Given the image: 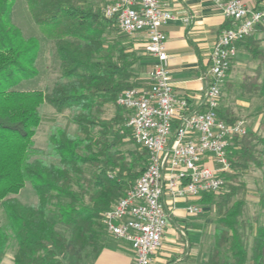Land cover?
<instances>
[{"label": "trees", "instance_id": "16d2710c", "mask_svg": "<svg viewBox=\"0 0 264 264\" xmlns=\"http://www.w3.org/2000/svg\"><path fill=\"white\" fill-rule=\"evenodd\" d=\"M26 1L35 23L54 44L59 75L44 91L18 89L39 75L40 43L13 24L16 0H0V214L5 220L3 225L0 216V264L12 243L14 264H80L83 252H99L101 233L106 231L103 215L146 169L145 150L131 153L128 159L120 149L129 133L134 142L131 128L114 130L122 121V110L130 114L117 104L118 96L146 86L137 81L134 71L140 57L121 41L107 44V33L119 29L89 0ZM231 24L226 21L223 29ZM257 32H264V25H257L250 37L237 44L238 51H246L257 63L239 89L242 95L264 99V40ZM44 105L60 115L71 114L77 134L54 128L47 149H40L34 138ZM108 105L118 113L109 122L101 119ZM218 114L228 124L240 120L222 101ZM228 158L231 171L223 175L222 191L192 201L218 213L206 264H264V223L257 219L250 226L241 198L244 179L255 166L263 174L260 203L264 207V123L260 133L248 130L233 136ZM27 184L38 196L35 206L17 197Z\"/></svg>", "mask_w": 264, "mask_h": 264}, {"label": "built area", "instance_id": "2783aa9c", "mask_svg": "<svg viewBox=\"0 0 264 264\" xmlns=\"http://www.w3.org/2000/svg\"><path fill=\"white\" fill-rule=\"evenodd\" d=\"M209 1L232 24L223 29L211 53L203 78L207 83L203 111L194 110L187 99L176 95L164 30L175 17L165 0H115L102 10L122 34L145 33V51L154 59L149 86L126 90L117 99L130 113L134 143L147 152V166L101 221L107 233L131 246L133 264H152L162 247L169 219L163 197L168 195L175 202L222 191L223 175L231 171V139L248 132L243 120L228 124L218 109L238 54L237 44L250 37L257 25H264V4L256 8L241 0ZM175 122L179 125L173 135ZM187 212L193 217L203 209L192 203Z\"/></svg>", "mask_w": 264, "mask_h": 264}, {"label": "crops", "instance_id": "0c3cea01", "mask_svg": "<svg viewBox=\"0 0 264 264\" xmlns=\"http://www.w3.org/2000/svg\"><path fill=\"white\" fill-rule=\"evenodd\" d=\"M241 1L250 7H260L264 4V0L259 5L258 0ZM165 5L175 17L164 27V30L167 34L169 71L176 95L187 99L194 110L203 111L207 92V83L203 78L210 66L211 53L223 31L226 19L220 8L209 0H165ZM256 34L264 40V32ZM129 38L128 46L140 57V61L134 67L137 81L148 87L154 59L145 52L147 36L145 33H139ZM238 55L242 56L241 62H237ZM256 67L257 63L251 56L239 49L227 83L233 89L234 100L230 98L228 102V99L224 98L226 88L222 100L225 106L230 107L240 116L248 130L254 132L261 131L264 123V99L259 96L242 95L239 85L243 77L251 73L250 70L253 72ZM178 125L179 123L175 122L173 135ZM37 147L45 149L41 146ZM195 199L185 197L173 202L168 195L163 197L169 213L168 228L163 237L162 247L153 258L152 264L207 263L213 246L204 255L199 250L200 243L197 244L198 229L204 227L206 223L192 219L187 212L188 206ZM200 207L205 210L203 206ZM79 262L80 264H133L134 253L127 242L117 240L104 231L101 233L99 252L95 253L93 250L83 252Z\"/></svg>", "mask_w": 264, "mask_h": 264}, {"label": "rangeland", "instance_id": "374dc122", "mask_svg": "<svg viewBox=\"0 0 264 264\" xmlns=\"http://www.w3.org/2000/svg\"><path fill=\"white\" fill-rule=\"evenodd\" d=\"M114 1L115 0H89V3L94 5L96 10H99L100 13H102V10L105 8V6ZM13 24L17 28H19L27 38H36L40 43V53L36 63L39 70V75L33 80L22 82L19 85L18 89L20 91H44L52 86L55 79L59 75V70L55 60L56 49L54 47V44L49 39H47L39 26L35 23L26 0H16L13 9ZM114 28L119 29L118 26H115ZM113 40H115V42L121 41L123 45L128 46L130 38L129 36L122 34L120 30L118 32H108L106 39L107 44H112ZM113 52L116 54L115 51ZM241 57L240 55H238L237 62L242 61ZM249 72L252 73V70H250ZM225 88V93L223 92L225 94L224 98L228 99L229 102V99L232 98L233 89L229 90V88L226 86ZM232 100H234V98H232ZM116 111L117 110L114 108V106H106L101 119L107 122L115 119L114 117L118 114L116 113ZM42 116L43 120L40 126L41 131H39V133L34 138L36 146H41L42 148L47 149L49 135L54 128H63L72 135L77 134V127L71 122V114L67 113L65 115H60L55 113V111L49 105H44L42 107ZM124 127L128 130L130 129L128 112L123 109L122 121L119 122V125L117 124L114 126V130L118 131ZM245 127L248 130L246 124ZM123 132L125 133L126 131ZM260 132L261 131L258 130L257 133ZM120 149L127 154L128 159H130L131 153L133 154L137 152H143L134 144L131 133H129V138L125 140ZM144 156L147 160V155ZM262 180L263 174L261 173V171L256 169L255 166H252L250 172L244 179L245 189L242 192L241 198L246 202L244 219L247 220L250 226H255V224L258 223L256 221L257 219H259L260 224L264 223V207H262L260 203V197L263 193ZM17 197L25 205L35 206L38 204V196L30 184H27L26 187L19 192ZM203 208H205V210L201 214L193 216L192 219L199 220L201 222L204 221L206 223L204 227L198 229L199 237L197 238V244L200 243L199 250H201V252H203V254L205 255L206 252L214 245V234L218 213L214 207L209 208L203 206ZM2 218L3 217L1 216V222H3L4 225L5 220ZM51 219L54 221L55 217L52 216ZM249 231L250 230L248 229V246H250L252 242V236L250 235ZM14 254L15 244L12 243L2 264H14ZM199 254H201L200 251ZM69 263L72 264V262L70 261Z\"/></svg>", "mask_w": 264, "mask_h": 264}]
</instances>
